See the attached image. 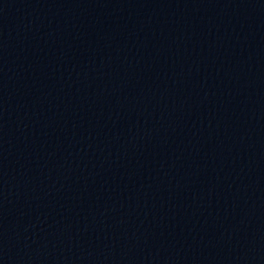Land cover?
Here are the masks:
<instances>
[{"label":"water","instance_id":"1","mask_svg":"<svg viewBox=\"0 0 264 264\" xmlns=\"http://www.w3.org/2000/svg\"><path fill=\"white\" fill-rule=\"evenodd\" d=\"M0 264H264V0H0Z\"/></svg>","mask_w":264,"mask_h":264}]
</instances>
